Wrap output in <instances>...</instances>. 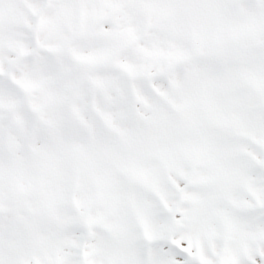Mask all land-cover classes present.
I'll list each match as a JSON object with an SVG mask.
<instances>
[{"label": "snow or ice", "instance_id": "snow-or-ice-1", "mask_svg": "<svg viewBox=\"0 0 264 264\" xmlns=\"http://www.w3.org/2000/svg\"><path fill=\"white\" fill-rule=\"evenodd\" d=\"M0 264H264V0H0Z\"/></svg>", "mask_w": 264, "mask_h": 264}]
</instances>
